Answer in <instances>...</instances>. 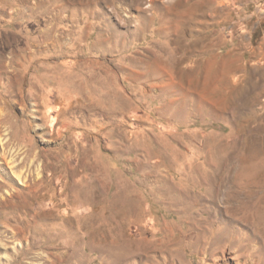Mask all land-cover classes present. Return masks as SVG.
I'll return each instance as SVG.
<instances>
[{
	"label": "rangeland",
	"instance_id": "rangeland-1",
	"mask_svg": "<svg viewBox=\"0 0 264 264\" xmlns=\"http://www.w3.org/2000/svg\"><path fill=\"white\" fill-rule=\"evenodd\" d=\"M0 264H264V0H0Z\"/></svg>",
	"mask_w": 264,
	"mask_h": 264
}]
</instances>
